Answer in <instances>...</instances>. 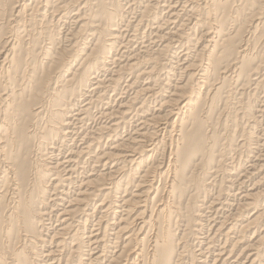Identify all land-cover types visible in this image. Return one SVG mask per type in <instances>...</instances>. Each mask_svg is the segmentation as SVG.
I'll list each match as a JSON object with an SVG mask.
<instances>
[{
	"label": "bare ground",
	"instance_id": "6f19581e",
	"mask_svg": "<svg viewBox=\"0 0 264 264\" xmlns=\"http://www.w3.org/2000/svg\"><path fill=\"white\" fill-rule=\"evenodd\" d=\"M0 264H264V0H0Z\"/></svg>",
	"mask_w": 264,
	"mask_h": 264
}]
</instances>
